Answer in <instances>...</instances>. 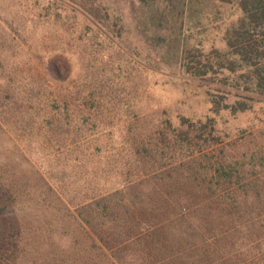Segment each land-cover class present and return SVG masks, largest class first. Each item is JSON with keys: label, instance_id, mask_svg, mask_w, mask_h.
Segmentation results:
<instances>
[{"label": "rangeland", "instance_id": "374dc122", "mask_svg": "<svg viewBox=\"0 0 264 264\" xmlns=\"http://www.w3.org/2000/svg\"><path fill=\"white\" fill-rule=\"evenodd\" d=\"M192 1L177 56L146 22L149 2L0 0V264H98L72 205L121 183L131 140L165 119L213 117L231 137L264 139V103L214 114L216 84L182 66L223 49L238 16L235 0ZM240 250L264 264V247Z\"/></svg>", "mask_w": 264, "mask_h": 264}, {"label": "trees", "instance_id": "16d2710c", "mask_svg": "<svg viewBox=\"0 0 264 264\" xmlns=\"http://www.w3.org/2000/svg\"><path fill=\"white\" fill-rule=\"evenodd\" d=\"M138 1L150 3L146 22L165 34L158 39L174 42L178 56L183 15L194 1ZM235 5L238 16L222 31L224 48H197L191 65L181 62L216 84L214 114L264 103V0ZM49 70L60 78L54 61ZM148 131L131 140L121 183L72 205L90 243L85 252L95 249L98 264H260L240 257V249L264 247V139L231 137L213 117L165 119Z\"/></svg>", "mask_w": 264, "mask_h": 264}]
</instances>
